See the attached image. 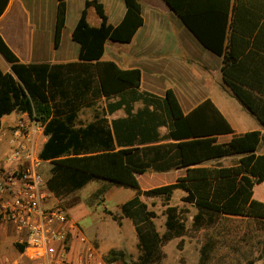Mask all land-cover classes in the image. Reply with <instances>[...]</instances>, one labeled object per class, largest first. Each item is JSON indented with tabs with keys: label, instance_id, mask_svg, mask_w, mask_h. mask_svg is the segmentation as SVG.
<instances>
[{
	"label": "trees",
	"instance_id": "1",
	"mask_svg": "<svg viewBox=\"0 0 264 264\" xmlns=\"http://www.w3.org/2000/svg\"><path fill=\"white\" fill-rule=\"evenodd\" d=\"M9 1L0 0V17ZM67 1L58 0L55 47L65 27ZM165 1L204 47L223 57L226 84L264 127V69L247 70L239 55L224 53L228 12L211 6L212 0ZM90 5L96 6L103 23L91 27L83 13L73 32V40L80 45L78 62L24 64L0 35V55L11 66L10 72L0 67V119L20 111L42 124L47 141L39 157L52 164L48 190L59 200L92 182L133 190L136 195L123 204L122 211L133 221L143 251L137 264H161L164 245L187 231L178 208L167 204V232L161 235L154 222L157 214L141 201L142 196L169 202L176 191H184V202L197 209L195 230L209 229L221 216H242L243 203L249 198L253 199L249 215L264 217V155H257L264 135L260 131L235 135L211 100L186 115L172 89L159 97L117 77L113 64L102 60L105 46L108 40L133 41L144 24L141 5L138 0H125V17L115 27L108 23L102 5ZM247 75L255 79L247 82ZM101 101L105 103L102 113L83 125L81 111ZM136 103L143 106L134 112ZM119 110L126 117L109 120ZM162 127L167 134H161ZM225 135H232V140L218 143ZM231 155L242 158L234 166L201 167ZM178 169H185L186 174L175 183L141 189L138 176ZM209 250V245L202 247L201 262ZM106 261L127 264L120 251H111Z\"/></svg>",
	"mask_w": 264,
	"mask_h": 264
},
{
	"label": "crops",
	"instance_id": "2",
	"mask_svg": "<svg viewBox=\"0 0 264 264\" xmlns=\"http://www.w3.org/2000/svg\"><path fill=\"white\" fill-rule=\"evenodd\" d=\"M138 2L144 24L133 41L125 44L108 40L105 46L102 60L113 64L116 76L132 83L141 92L159 97H164L167 90L172 89L186 115L203 102L211 100L230 123L235 135L252 131L264 134V127L258 117L226 84L223 57L204 47L165 0ZM88 3L102 5L108 23L114 27L125 17V0H68L65 27L60 44L55 47L58 0H10L0 17V35L24 64L78 62L80 45L73 40V32L83 13L86 12L89 26L99 27L103 23L96 6L87 7ZM227 4V0H212L210 3L211 6L228 12L224 53L239 55L247 70L264 69V0H230L229 11ZM110 41L126 46H116L109 51ZM7 64L8 71L4 72L11 70L10 64ZM253 79L255 78L249 75L245 78L247 82H252ZM142 106L141 103H136L134 112ZM13 115L16 119L11 120ZM110 116H113L112 120L125 118L126 113L119 110ZM31 119L28 113L20 111L0 119V138L3 139L0 142V165L11 151L13 127L21 120ZM160 132L165 135L168 130L162 127ZM232 138V135L220 136L218 143H229ZM41 140L43 146L47 138L43 136ZM208 166L210 165L206 163L201 165ZM185 174V169H178L157 173L156 176L167 185L175 183ZM0 241L3 243L0 264L23 262L22 246L11 225L0 227ZM85 254L86 246L75 240L68 259L74 264H87ZM23 263L29 264L27 261Z\"/></svg>",
	"mask_w": 264,
	"mask_h": 264
},
{
	"label": "rangeland",
	"instance_id": "3",
	"mask_svg": "<svg viewBox=\"0 0 264 264\" xmlns=\"http://www.w3.org/2000/svg\"><path fill=\"white\" fill-rule=\"evenodd\" d=\"M116 46L126 45L110 41L108 50ZM8 66L0 55L1 69L8 71ZM104 105L105 103L101 101L93 109L82 110L79 121L83 125L92 122L96 113H102ZM14 119L15 115L11 117V120ZM112 119L113 116H109V120ZM257 155H264V141L260 144ZM225 158L206 164L210 165L208 167L219 164L234 166L242 156L231 155ZM51 168V163L44 165L42 175L45 180L50 177ZM156 174L149 171L139 176L143 191L166 185ZM135 195L131 189L110 186L105 182H92L80 192L64 197L60 202L69 207L68 213L73 222L77 223L88 245L94 248L98 257L106 264H108L106 258L111 251L123 252L127 264H137L143 251L133 221L122 211L123 204ZM186 196L184 191L178 190L169 202L162 197H141V201L148 209L157 214L154 222L161 235L167 232V204L178 208V214L186 224L187 231L184 237L176 238L164 245L162 250L165 258L161 264H264V217L249 215L252 198L243 203L242 216H221L217 224L209 229L195 230L193 217L197 214V209L194 205L184 202ZM262 202L264 203V199ZM204 245L207 247L209 245L210 250L201 262V249Z\"/></svg>",
	"mask_w": 264,
	"mask_h": 264
},
{
	"label": "built area",
	"instance_id": "4",
	"mask_svg": "<svg viewBox=\"0 0 264 264\" xmlns=\"http://www.w3.org/2000/svg\"><path fill=\"white\" fill-rule=\"evenodd\" d=\"M43 136L44 127L34 117L13 127L11 151L0 165V227L14 228L24 247L23 262L74 264L68 255L73 241L79 240L86 245L87 264H106L88 245L68 209L47 188L42 169L49 162L39 157Z\"/></svg>",
	"mask_w": 264,
	"mask_h": 264
}]
</instances>
